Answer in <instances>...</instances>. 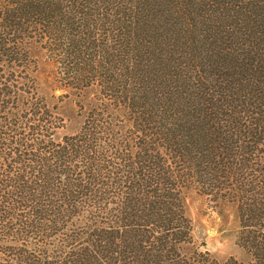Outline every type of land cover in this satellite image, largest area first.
<instances>
[{
    "label": "trees",
    "instance_id": "obj_1",
    "mask_svg": "<svg viewBox=\"0 0 264 264\" xmlns=\"http://www.w3.org/2000/svg\"><path fill=\"white\" fill-rule=\"evenodd\" d=\"M192 187L248 261L196 240ZM0 264H264V0H0Z\"/></svg>",
    "mask_w": 264,
    "mask_h": 264
},
{
    "label": "rangeland",
    "instance_id": "obj_2",
    "mask_svg": "<svg viewBox=\"0 0 264 264\" xmlns=\"http://www.w3.org/2000/svg\"><path fill=\"white\" fill-rule=\"evenodd\" d=\"M49 72L48 66H42L40 84L49 95L55 96L53 102L67 119L69 129L67 127L62 133H70L78 127L76 98L72 92L63 89L53 91L58 86L48 77ZM185 207L192 221L195 238L205 244L204 250L220 261L231 257L244 262L249 260V256L239 246L240 223L230 203L192 187L185 191Z\"/></svg>",
    "mask_w": 264,
    "mask_h": 264
}]
</instances>
